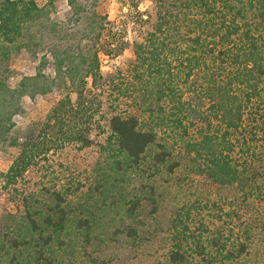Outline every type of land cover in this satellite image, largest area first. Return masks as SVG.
I'll return each instance as SVG.
<instances>
[{
    "label": "trees",
    "instance_id": "16d2710c",
    "mask_svg": "<svg viewBox=\"0 0 264 264\" xmlns=\"http://www.w3.org/2000/svg\"><path fill=\"white\" fill-rule=\"evenodd\" d=\"M98 1L66 0L68 15L57 19L54 0H0V150L17 149L0 173V264H61L65 256L97 264L89 246L118 233L139 246L144 201L153 211L157 179L179 167L213 184L256 187L264 0H152L154 13L137 15L153 22L133 42L134 57L109 75L104 58L129 43ZM23 53L31 71L16 64ZM54 92L60 98L43 120L18 124L23 97ZM188 209L170 221L167 264L246 252L244 243L228 249L219 233L202 237V223L195 235L183 219Z\"/></svg>",
    "mask_w": 264,
    "mask_h": 264
},
{
    "label": "rangeland",
    "instance_id": "374dc122",
    "mask_svg": "<svg viewBox=\"0 0 264 264\" xmlns=\"http://www.w3.org/2000/svg\"><path fill=\"white\" fill-rule=\"evenodd\" d=\"M36 1L43 4L46 0ZM136 1L137 7H134L130 0H99L97 3L96 10L105 15L108 25L117 29L125 28V39L127 44L129 43L122 53L104 58L101 70L105 75L128 67L129 61L134 57L133 42L140 41L153 22V18L150 22L137 20L139 13L144 15V18L149 13H154L153 1ZM52 8L53 18L65 19L68 15L66 0H54ZM16 64L26 70H32L31 63L24 53L16 59ZM59 98L58 92L37 95L34 98L23 97L24 113L17 116L18 124L31 125L33 122L43 120ZM244 122L247 125L251 123L249 119ZM261 136L264 138V133ZM260 139L254 146L256 153L261 155L260 161L256 162L253 168L258 171L254 189L249 191L247 187L241 188L234 183L213 184L191 172L187 166L179 167L172 174L157 179V204L153 211L147 201H144L146 209L139 213V221L144 223L139 232L144 239L141 244L139 246L136 243L131 244L130 238L118 233L115 240H106L99 248L90 245L89 249H94L93 256L97 257V264H167L166 259L172 247L168 229L170 221L175 212L181 213L187 208L190 211L189 218L183 219L195 235H198L199 225L202 223L203 227L207 228L206 231H202V237H211L219 233L222 235V241L229 238L226 241L228 249L231 247L235 249L238 243L246 244V252L242 256L216 260L212 264H264V140ZM16 154V148L0 150V173L8 168ZM68 154L74 156L73 152ZM232 156L238 161L243 158L236 150ZM1 186L2 178L0 190ZM135 187L138 185L135 184ZM134 192L139 193L136 189ZM4 208L11 210L15 207L10 203H4ZM0 213H3L2 208ZM211 253L213 254L214 250ZM66 257L61 264L69 263ZM187 261L189 264H204L194 253ZM72 264L94 263L77 256L72 260Z\"/></svg>",
    "mask_w": 264,
    "mask_h": 264
}]
</instances>
